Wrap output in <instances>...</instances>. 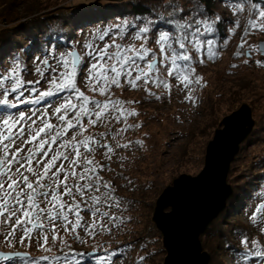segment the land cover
I'll use <instances>...</instances> for the list:
<instances>
[{
	"label": "snow or ice",
	"instance_id": "obj_1",
	"mask_svg": "<svg viewBox=\"0 0 264 264\" xmlns=\"http://www.w3.org/2000/svg\"><path fill=\"white\" fill-rule=\"evenodd\" d=\"M223 3L235 19L219 50L215 39H202L217 31L222 20L219 15L209 16L201 0H189L187 9L180 0H162L160 7L167 11V18L160 13L156 19L136 17L139 25L125 19L103 29L97 27L80 51L71 44L53 56V40L48 56L35 64L34 72L39 76L35 81L25 79L28 68L19 57L13 58L10 67H0V236L9 248L36 246L46 253L34 257L29 252H0V264H115L113 258L124 264L134 243L115 250L103 248L105 254L100 256L96 255L97 247L91 252L73 247V243L87 245L89 239L102 233L111 234L131 219L124 213L132 201L119 191H134L136 185L124 174L128 157L120 153L143 146V140L125 139L129 131L142 127L141 123H128L129 118L140 115L129 105L140 101L122 100L113 89L143 90L149 101L166 98L170 102L174 93H180L181 103L196 107L199 98L195 93L207 83L196 73L195 65L219 59L242 26V19L243 33L234 56L244 57V64L255 53L264 56V42L245 47L250 35L264 32V0ZM158 21L169 27H160ZM154 31L156 49L149 46ZM127 35L142 41L139 47L123 43ZM202 50L203 58L198 55ZM255 63L264 67V60ZM85 68V85L93 96L77 84ZM41 80L47 85L45 90L29 89L38 92L34 100L19 99L26 85H38ZM65 92L68 95L61 96ZM13 94L19 103L39 104L54 97L60 102L49 99L43 111L17 112L13 110L18 109V103L9 98ZM113 163L119 165V171ZM105 173L112 175L106 179ZM117 180L124 183L117 185ZM257 197L261 202L249 221L264 235V227H260L264 225V191ZM237 235L239 249L225 245L234 264H264V245L246 233ZM145 260L146 256L138 253L135 264Z\"/></svg>",
	"mask_w": 264,
	"mask_h": 264
},
{
	"label": "rangeland",
	"instance_id": "obj_2",
	"mask_svg": "<svg viewBox=\"0 0 264 264\" xmlns=\"http://www.w3.org/2000/svg\"><path fill=\"white\" fill-rule=\"evenodd\" d=\"M121 1L123 0H14V12H17L14 22L6 24L0 20V67L5 69L10 67L13 58L19 57L28 68L25 79L35 81L39 79L38 74L34 72L35 64L48 56V49L53 40L56 48L52 55L55 56L65 51L71 44H75L78 51L82 50L81 45L91 39V33L97 27L103 29L105 26L123 23L125 19L139 25L140 22L132 15L119 17L114 8L120 5ZM2 7L4 6L0 5V9ZM220 7L225 12L230 11L224 3H221ZM232 26V23H228L227 29ZM54 30L60 34L61 39L53 37L50 41L46 35L50 34L48 32L53 33ZM131 31L129 25V33ZM242 33L243 29L236 30L232 35L234 39L231 38L234 46L223 48L220 58L215 62L205 59L204 64H198L196 73L203 77L207 86L195 93L199 98L196 107L190 103H181L183 96L180 93H174L170 102L166 98L161 101L155 99L149 101L145 99L143 90L119 89L115 93L117 88L113 89L115 96L122 100L140 101L138 104L129 105V107L136 108L140 115L129 118L128 123H141L142 127L129 131L125 139L143 140V146H135L131 152L122 151L120 153L128 157L124 165V174L131 177L136 185L134 191L129 192L125 189L119 191L122 197H127L132 201L129 210L124 213V216L131 217V219L122 226L123 229L121 227L113 229L111 234L97 235L95 239H89L87 245L73 243L74 248L91 252L94 247H97L96 255L100 256L105 254L103 248L109 250L120 248L118 246L123 239L125 243L135 244L129 256V264H135L138 253L146 256L144 264H163L166 251L162 245L161 233L156 230L151 220L155 201L163 188L171 184L175 177L182 173L196 175L201 170L205 147L212 138L215 128L218 127L219 121L236 110L242 103L250 107L254 125L240 144L239 151L231 162L226 177L227 183L232 188L231 195L237 194V191L244 187L241 192L242 196L239 199V205L229 210L226 200L225 208L209 225L212 230L209 229L211 233L206 235L208 239H203L200 235V241L202 249L210 255L208 264H234L232 252L225 245L229 244L233 249H239L238 232L246 233L250 239H257L264 245V235H261L259 227H254L249 221V216L261 202L257 194L264 191V185L256 186L258 189V192H255L256 195H251L248 190H245L244 185L249 179L257 178V181L264 174V67L257 66L255 63L256 60H264V56L255 53L248 64L243 63L244 57L234 56ZM122 42L139 47L142 41L133 40L131 35H127ZM261 42H264V32L250 35L245 47L258 45ZM50 62H53L51 58ZM233 64L238 67L232 68ZM84 72V75L77 77L78 87L86 95L93 96L94 93L90 92L85 85L86 68ZM175 83L176 81L173 82ZM33 87L43 91L47 85L43 80L38 85H26L23 90L24 94L19 99L21 101L34 100L38 92L29 90ZM152 90L159 91L155 88ZM232 92L240 94L238 102H231ZM67 95V92L61 94V96ZM9 98L18 103V109L13 110L17 112L43 111L47 108L49 99L53 103L60 102L55 97L46 98L39 104L19 103L16 100V94ZM96 98L103 99L98 95ZM97 130L103 131V129H93V131ZM97 159H100L99 155ZM112 166L117 171L120 170L118 164L113 163ZM104 175L107 179L112 174L105 173ZM123 183L120 180L116 181L117 185ZM169 209L170 207H167L164 210ZM124 231H126L125 234ZM217 234L221 240L218 241L219 245L215 249L210 250L213 251L211 253L207 247L215 245ZM204 240L208 245L203 244ZM2 241L3 237L0 236V251L29 252L34 257L46 254L37 250L36 246L13 249L4 245ZM142 245L145 246L143 249ZM113 259L115 264H120L119 259Z\"/></svg>",
	"mask_w": 264,
	"mask_h": 264
},
{
	"label": "water",
	"instance_id": "obj_3",
	"mask_svg": "<svg viewBox=\"0 0 264 264\" xmlns=\"http://www.w3.org/2000/svg\"><path fill=\"white\" fill-rule=\"evenodd\" d=\"M253 125L246 103L225 115L207 142L201 170L178 175L158 195L151 220L166 251L163 264H208L200 234L226 206L232 192L226 181L229 166Z\"/></svg>",
	"mask_w": 264,
	"mask_h": 264
},
{
	"label": "trees",
	"instance_id": "obj_4",
	"mask_svg": "<svg viewBox=\"0 0 264 264\" xmlns=\"http://www.w3.org/2000/svg\"><path fill=\"white\" fill-rule=\"evenodd\" d=\"M165 1L166 0H163V2H165ZM13 2H14V0H0V5L4 6L0 9V20L6 24L14 22V19L16 18L15 13H17V12H14L15 11L14 10L15 4ZM161 2H162V0H123L120 2V5H117L114 8V10L117 11V14H119V17H122L121 15H132L134 17L156 19L160 13H163L165 18H167L168 13H167V11H165L163 8L160 7ZM201 2L206 6L207 13L209 16L219 15L222 18V20L217 25V31L215 33H213L210 36L206 34L204 37H202V39H215L217 41V48L219 50V45L223 42L225 37H227L229 35L228 29H227V24L232 23V21L235 19V17H233L231 10L225 12L220 7L221 3H223V0H201ZM180 3L183 4L185 9H187L190 6L189 0H183ZM109 8H112V7H109ZM243 23H244V21L242 19L241 20L242 26L238 29H243ZM158 24L160 27H163V28L169 27L168 25L164 24L161 21H158ZM55 31L56 30L52 31L53 33L48 32L50 34L46 35L50 41H52L53 37H56L57 39H61L60 34L56 33ZM155 38H156V36H155V31H154L153 33L150 34V41H149V46L152 47L153 49L157 48V45L152 43V41ZM231 38L234 39L232 36H231ZM231 38H230L226 48H228L230 45L234 46V41ZM235 40H237V38ZM198 55H201V57L203 58V50ZM197 66H199V65L198 64L195 65L196 72H197ZM173 82H175V80L171 81V83H173ZM117 90H119V88H117L115 90V93ZM121 90H127L128 91L127 87H125ZM230 95H231V102H234V101L238 102L237 99H239V95H240L238 92L237 93L232 92ZM40 103H42V102H40ZM257 177H258V175H257ZM256 179L257 178H255V179L251 178L246 183H244V185L246 186L245 190H248L251 195L257 194V193L255 194V192H258V189H256V186H259L261 184H262V186L264 185V174H262V176L259 180L256 181ZM243 188L244 187H241V189L239 191H237V194L233 193L227 199V209L228 210L231 209L232 207H236L237 204L239 205V201H240L239 199L242 196L241 192L243 191ZM209 225L200 234V235H202L203 239H206L207 233L208 234L211 233L212 227ZM152 227L155 228V226L153 224H152ZM122 229H123V227H122ZM209 229H211V230H209ZM156 230H158V229H156ZM125 233H126V231H124V234ZM158 234L160 235L159 232H158ZM218 237H220V236H218V234H217V236H216L217 240H216L215 245H212V246L209 245L210 247H207V248H209L208 249L209 252L212 253L213 251H210V250L215 249L216 246L219 245L218 241L221 240V238H218ZM129 243H131V242H129ZM129 243L128 242L125 243L123 241V239H121L120 246H118V247H123L124 245H127ZM205 243L206 242L204 240L203 244H205ZM206 245H208V244L206 243ZM131 252H132V250L130 252H128L127 258L124 261L125 264L130 263L129 262V256L131 255Z\"/></svg>",
	"mask_w": 264,
	"mask_h": 264
}]
</instances>
